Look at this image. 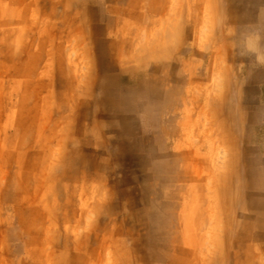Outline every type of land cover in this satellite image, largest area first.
Segmentation results:
<instances>
[{"label":"rangeland","instance_id":"rangeland-1","mask_svg":"<svg viewBox=\"0 0 264 264\" xmlns=\"http://www.w3.org/2000/svg\"><path fill=\"white\" fill-rule=\"evenodd\" d=\"M0 264H264V0H0Z\"/></svg>","mask_w":264,"mask_h":264},{"label":"bare ground","instance_id":"bare-ground-1","mask_svg":"<svg viewBox=\"0 0 264 264\" xmlns=\"http://www.w3.org/2000/svg\"><path fill=\"white\" fill-rule=\"evenodd\" d=\"M219 94V93H216ZM202 95L201 97H199V99L197 97H194V101H198L200 99H202V101H204L203 106H202V111L201 113L203 114H207L210 122H211V130L215 133V135H219L220 134V139L218 144L224 148V146L226 147L228 145V138L223 135L226 134L225 130H224V122L223 119L218 118V115L220 116V113L216 110L215 108V99L212 98L211 96H204ZM218 96V95H216ZM218 114V115H217Z\"/></svg>","mask_w":264,"mask_h":264},{"label":"clouds","instance_id":"clouds-1","mask_svg":"<svg viewBox=\"0 0 264 264\" xmlns=\"http://www.w3.org/2000/svg\"><path fill=\"white\" fill-rule=\"evenodd\" d=\"M57 87H61V82L60 81H57ZM66 168L68 169V172L70 173L71 172V168H72V160H71V157L68 158V164L66 165Z\"/></svg>","mask_w":264,"mask_h":264}]
</instances>
